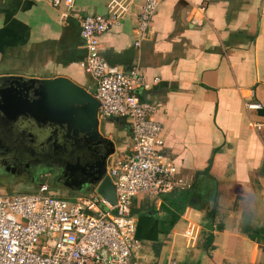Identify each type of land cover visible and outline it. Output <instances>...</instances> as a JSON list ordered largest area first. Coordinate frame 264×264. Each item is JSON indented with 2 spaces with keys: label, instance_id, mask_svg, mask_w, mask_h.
I'll return each instance as SVG.
<instances>
[{
  "label": "crops",
  "instance_id": "1",
  "mask_svg": "<svg viewBox=\"0 0 264 264\" xmlns=\"http://www.w3.org/2000/svg\"><path fill=\"white\" fill-rule=\"evenodd\" d=\"M109 1L0 0V86L11 76H63L94 95L80 21L105 15ZM126 1L129 11L99 36L98 53L110 70L140 67L148 86L135 94L156 106L150 117L162 126L163 154L187 184L132 198V258L264 264V141L254 127L264 122V0H160L137 46L143 0ZM99 132L111 149L108 171L131 154V128L124 117H99ZM92 192L78 188V196ZM187 222L199 228L193 246L182 236Z\"/></svg>",
  "mask_w": 264,
  "mask_h": 264
},
{
  "label": "built area",
  "instance_id": "2",
  "mask_svg": "<svg viewBox=\"0 0 264 264\" xmlns=\"http://www.w3.org/2000/svg\"><path fill=\"white\" fill-rule=\"evenodd\" d=\"M159 2L142 1L136 14V46L146 37ZM50 3L69 6L72 0ZM128 4L110 0L105 15H86L80 21L86 66L99 102L98 117H124L131 128V154L115 160L106 171L115 188V203L95 191L73 198L51 192L1 193L0 264H139L132 258L138 247L132 198L138 193H171L187 185L174 161L163 154L162 126L150 117L156 106L135 94L148 86L140 67L135 65L129 72L110 70L98 53L99 36L119 24L129 11ZM259 107L246 104L247 109ZM254 127L264 141V122ZM198 230L187 222L182 236L188 246L195 244Z\"/></svg>",
  "mask_w": 264,
  "mask_h": 264
},
{
  "label": "water",
  "instance_id": "3",
  "mask_svg": "<svg viewBox=\"0 0 264 264\" xmlns=\"http://www.w3.org/2000/svg\"><path fill=\"white\" fill-rule=\"evenodd\" d=\"M9 80V86H0V116L2 121H11V124L2 123L0 128L10 129L12 126L22 129L32 123L48 128L61 124L77 129L78 136L92 146L89 153L78 149V164L83 162L91 172L81 185L94 190L113 205L115 188L106 172V163L99 165L93 155V152L98 153L99 146L107 147L105 157L111 152L109 143L99 132V102L95 96L87 88L63 76L45 79L11 76Z\"/></svg>",
  "mask_w": 264,
  "mask_h": 264
},
{
  "label": "flooded vegetation",
  "instance_id": "4",
  "mask_svg": "<svg viewBox=\"0 0 264 264\" xmlns=\"http://www.w3.org/2000/svg\"><path fill=\"white\" fill-rule=\"evenodd\" d=\"M1 117L0 125L11 124V121H2ZM29 125L22 129L12 126L10 129L0 128V168L3 178L11 182L18 178L19 183L25 182L38 187V190H44L45 187H40L46 182L47 187L54 191L78 192L91 173L83 162L78 164V149L89 153L92 151L90 142L78 136L77 129H69L66 125L51 128L40 124ZM106 149L99 146L98 153L93 152V155L99 165L105 162L107 168Z\"/></svg>",
  "mask_w": 264,
  "mask_h": 264
},
{
  "label": "rangeland",
  "instance_id": "5",
  "mask_svg": "<svg viewBox=\"0 0 264 264\" xmlns=\"http://www.w3.org/2000/svg\"><path fill=\"white\" fill-rule=\"evenodd\" d=\"M42 179H40L41 181ZM19 179H14L12 182L10 180H6L3 178V173L0 168V194L1 193H34V192H45V193H54L58 196H63L66 198L76 197L78 196V192L75 193H67L64 191H54L52 189H49L46 185V182H44L40 188L45 187L44 190H38V187L35 186H29L28 184H25V182L19 183Z\"/></svg>",
  "mask_w": 264,
  "mask_h": 264
},
{
  "label": "trees",
  "instance_id": "6",
  "mask_svg": "<svg viewBox=\"0 0 264 264\" xmlns=\"http://www.w3.org/2000/svg\"><path fill=\"white\" fill-rule=\"evenodd\" d=\"M63 197V196H62Z\"/></svg>",
  "mask_w": 264,
  "mask_h": 264
}]
</instances>
